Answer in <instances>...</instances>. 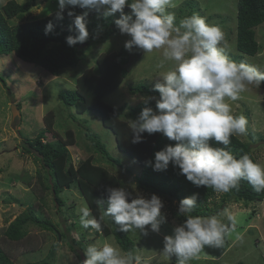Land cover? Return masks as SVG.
<instances>
[{
	"label": "rangeland",
	"instance_id": "374dc122",
	"mask_svg": "<svg viewBox=\"0 0 264 264\" xmlns=\"http://www.w3.org/2000/svg\"><path fill=\"white\" fill-rule=\"evenodd\" d=\"M7 1L0 0V6ZM187 1L190 0H175L176 7L169 9L175 13L174 23L177 25L191 10L184 7ZM193 1L194 14L205 17L210 23L222 28L230 44L229 54L232 59L246 60L264 71V22L256 27L259 52L255 55L241 54L236 48L238 0ZM181 7H184L182 12L179 11ZM57 9L58 0H37L28 18L44 17ZM113 16L119 18L120 13ZM128 38L130 37L117 32L108 39L96 40L83 46L79 63L63 68L57 76L13 53L0 54V243L16 264L46 260L53 246L56 248L49 259L53 264H82L84 252L90 245L100 247L104 243H110L121 249L114 236H106L94 229H83L80 226L78 209L88 207V203L77 182L59 194L64 202L60 211L49 191L42 201L37 197L36 194L41 193L40 177L48 183L50 180L42 162L27 148L30 146L28 140L35 138L41 131L50 128L44 140L54 141L64 137L67 129H72L76 143L69 146V150L74 161L93 156L96 163L115 173L121 180V186L133 191L134 195L138 192L146 197L151 196V193L139 188L136 181H131L122 173L119 167L115 168L107 163L95 151L92 141L88 139V130L105 143L109 153L122 162L125 170L135 177L140 173L138 162L118 148L115 135L103 124L100 112L88 110L79 113L74 107L64 104L59 97L60 92L75 88L77 77L85 69L96 65L98 55L119 50ZM162 59V50L143 54L121 85L105 96L103 101L119 109V115L124 120L133 119L129 115L130 108L144 103L139 99L141 96L151 95L133 94L129 88L139 83L154 86L156 78L174 66L173 62H166L163 67H159ZM1 78L6 79V84ZM229 103L235 115L247 118V132L239 137L250 143L257 162L264 165V84L260 88L251 86L241 94L240 99ZM50 111L53 112L52 126L48 119ZM133 184L135 189L132 188ZM34 187L40 193L34 192ZM223 194L224 192H216L210 205L214 208L215 205L222 204L217 213L218 218L224 223H230L227 215H233L237 221L235 229L226 236L223 247H205L198 258L187 264H264V200L245 204L243 201H225ZM160 197L165 203L162 212L167 215V223L161 226L160 232L149 231L145 236L139 229L129 231L136 242V256L140 258V264H178L177 257L165 254L162 248L164 236L171 234L176 224L183 223L173 214L178 211L179 204L176 199ZM30 203H34L36 208H40L57 225L58 239L55 231L33 224L29 225L28 235L23 240L7 239L4 234L6 226ZM62 234H66V237L62 238ZM72 238L81 239L83 243L80 247L72 245ZM121 251L126 254L122 249ZM133 264H136L135 260Z\"/></svg>",
	"mask_w": 264,
	"mask_h": 264
},
{
	"label": "clouds",
	"instance_id": "9594fccd",
	"mask_svg": "<svg viewBox=\"0 0 264 264\" xmlns=\"http://www.w3.org/2000/svg\"><path fill=\"white\" fill-rule=\"evenodd\" d=\"M76 7L87 11L76 15ZM175 7V0H58L56 16L63 19L66 9L68 16H74L78 34L66 37V43L75 46L89 39L90 11H103L105 17L119 12L115 26L120 34L130 37L124 44L126 50L136 49L144 55L162 50L158 66L173 62L171 70L156 78L153 91L159 97L139 98L145 104L155 100V109L146 106L135 119L127 121L132 143L142 142L144 133H161L176 142L157 151L154 163L146 162L154 171H165L171 164L197 188L228 192L239 190L244 180L257 193L264 192V165L248 154L237 157L229 147L232 137L246 134L248 124L244 115L233 113L229 101L240 99L251 86L260 88L264 71L246 60L232 59L224 31L205 17L193 14L175 24V13L169 11ZM54 27L49 21L45 33ZM107 193V207L99 219L87 206L78 209L83 229L99 232L101 221L110 216L121 233L139 229L146 236L149 231L159 233L167 223V215L162 212L165 203L158 194L134 195L124 186L109 187ZM198 196L193 193L179 201L177 216L186 219L163 238L162 251L176 256L178 264L198 258L205 247H223L226 236L236 227V218L231 214L227 215L230 223L222 222L217 215H192ZM102 203L97 200L98 205ZM84 257L82 264H133V260L140 264L138 256L124 254L110 243L88 246Z\"/></svg>",
	"mask_w": 264,
	"mask_h": 264
},
{
	"label": "trees",
	"instance_id": "16d2710c",
	"mask_svg": "<svg viewBox=\"0 0 264 264\" xmlns=\"http://www.w3.org/2000/svg\"><path fill=\"white\" fill-rule=\"evenodd\" d=\"M36 1L8 0L0 6V54L13 53L20 59L35 63L57 76L63 68L73 67L79 63L83 46H87L96 40L108 39L119 32L115 26V20L118 18H114L113 15L105 17L103 11L96 12L93 10L89 12L87 17L89 39L84 44L77 43L75 46H69L66 43V37L78 34L75 30L74 16H68V9H66L63 19L57 18V10L44 17L28 18ZM237 5L236 48L241 54L255 55L260 50V44L256 38V27L264 22V0H238ZM186 6L191 9L188 16L193 15L192 9H194L195 2L193 0L187 1L184 7ZM184 7L179 8V11L182 12ZM125 10L127 13L131 11L127 7ZM74 11L76 15H79L87 10L76 7ZM49 21H52L55 27L53 31L46 34L45 27ZM142 55V51L133 49L130 52L125 49L124 45L117 51L101 53L96 58V65L85 69L77 77L75 88L60 92L59 97L64 104L74 107L79 113H85L88 110L100 112L103 124L114 133L118 148L135 159L140 165V173L136 174V185L139 188L151 194L156 193L159 196H164L168 200H172L170 198L172 196L178 204L184 197L198 193L197 207L191 214L194 216L217 215L222 204L215 205L214 208L210 205L217 191L212 188L195 187L185 176L179 174L178 168H174L171 164L165 171H154L153 167L146 163L150 160L154 163L157 151L176 142L168 140L161 133L151 135L144 133L142 142L132 143L131 130L127 121L119 115V109L103 101L105 96L121 85L128 73L141 60ZM1 80L6 84L5 78H1ZM153 87L149 84L139 83L129 89L133 94L159 96L158 92L153 91ZM155 104L156 101L151 100L148 104L141 103L133 106L130 108L129 115L134 119L146 106L155 109ZM48 116L49 125L52 126L53 112H48ZM49 129L41 131L35 138L28 140L30 146L27 150L35 153L37 159L42 162L50 180L48 183L40 177L41 193L37 191L36 187H34V192L40 193L36 195L42 201L45 198V193L49 191L56 204H59L57 208L60 211L64 202L59 194L65 189H70L73 183L77 182L92 215L99 219L107 207V189L109 187H121V180L106 166L96 163L93 156L73 160L69 146L76 143V138L72 129H67L65 136L57 140H44L46 133L50 131ZM87 136L103 160L115 168H123L122 162L109 153L105 143L95 133L88 130ZM231 139L232 142L229 147L237 157L248 154L257 162L249 142L236 136ZM216 146L221 147L222 145L217 144ZM223 198L225 201H243L245 204L261 202L264 200V192L257 193L247 181L242 180L239 190L233 189L224 192ZM98 199L103 200V203L98 205ZM26 206L27 208L6 226L4 234L7 239L11 241L23 240L28 235L30 224L55 231L58 239L59 229L57 225L40 208H36L34 203L26 204ZM173 214L179 221L186 219V217L177 216V212ZM118 228L119 226L115 224L112 217L105 216L104 220L101 221V231L99 232L106 236H114L126 254L131 252L136 257L135 240L129 232L121 233ZM65 235L62 234V238L66 237ZM71 240L72 245L77 244L79 247L83 243L81 239L72 238ZM55 248L56 246H53L48 259L26 264H53L49 259ZM0 264H16L1 243ZM237 264L244 263L238 262Z\"/></svg>",
	"mask_w": 264,
	"mask_h": 264
},
{
	"label": "water",
	"instance_id": "95a60500",
	"mask_svg": "<svg viewBox=\"0 0 264 264\" xmlns=\"http://www.w3.org/2000/svg\"><path fill=\"white\" fill-rule=\"evenodd\" d=\"M14 108H16V107L14 106ZM14 112H16V110H14ZM119 168L122 171V173H124L131 181H136V177L133 174H131L130 172H128L127 170H125V169H123L121 167H119ZM170 198L174 199V197H172V196H170ZM58 206H59V204L57 203V207ZM169 264H174V263H169Z\"/></svg>",
	"mask_w": 264,
	"mask_h": 264
}]
</instances>
